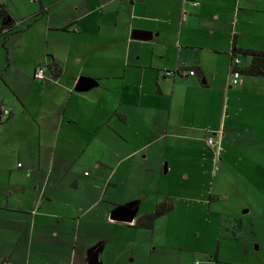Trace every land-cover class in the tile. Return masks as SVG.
Instances as JSON below:
<instances>
[{
	"label": "crops",
	"instance_id": "crops-1",
	"mask_svg": "<svg viewBox=\"0 0 264 264\" xmlns=\"http://www.w3.org/2000/svg\"><path fill=\"white\" fill-rule=\"evenodd\" d=\"M0 1L19 35L0 66V264H264V76L230 79L234 53L252 61L235 49L264 51V0ZM219 121L224 173L233 152L254 186L230 211L226 175L208 180ZM253 207L251 240L228 213Z\"/></svg>",
	"mask_w": 264,
	"mask_h": 264
},
{
	"label": "rangeland",
	"instance_id": "rangeland-1",
	"mask_svg": "<svg viewBox=\"0 0 264 264\" xmlns=\"http://www.w3.org/2000/svg\"><path fill=\"white\" fill-rule=\"evenodd\" d=\"M1 3H2V1H0V5H1ZM2 5L6 8V5L4 3H2ZM17 22L18 21L15 20V22H13L14 24L11 27H5L3 32L0 34V66L8 58L7 57L8 47H10L11 50H14L16 43L19 40V35L14 34L15 32L12 35H9L12 33V31L15 30V26H17L16 25ZM7 35H9V36L6 37ZM234 55L237 56V54H235V53H234ZM234 55H233V57H234ZM233 57H232V59H233ZM241 77L243 78V76H241ZM242 82H243V79H242ZM0 114H2V113L0 112ZM219 124H220V121H219ZM220 130H222V132H223V140H224L225 129H224L223 122L216 129H209V128L206 129V131H209L210 133H211V131L215 132V131H220ZM207 135H208V132L206 134V137L209 136V135L208 136ZM245 144H247V142ZM207 147L210 149L209 146H207ZM238 149L241 151V148L238 147ZM206 152H209V150H206ZM226 152H227V149L225 148V152L223 153V155H225ZM241 152L245 157H247V158L250 157L249 154H247L246 152H243V151H241ZM180 155H181V157H180L181 162L180 163L185 162V155L183 153H180ZM223 155H222V159H221L220 163H219V161H216L215 165L212 166V169L208 175V180H211V183L216 182L222 174L226 175L227 180L225 182H223L222 184L215 183V193L222 192V193L226 194V196H229V199H228V201L217 202L216 206L226 207L230 211L231 210L230 207H233L232 205L236 203L238 197L240 195H242V193L243 194H248V193L250 194L252 192L254 186L247 179L248 177H252L251 176V169L248 168L246 164L236 161V155L233 152H231L227 155V157L230 155L232 157L229 160V162L231 163V165L229 166V170H230L228 172L229 174H227V172L224 173V165H221V163L224 160ZM247 171H249L250 174H247L246 173ZM212 174L214 176H212ZM213 188H212L211 192H213ZM176 202H179V200L176 199ZM250 205L252 206L251 202H250ZM181 208H183V200L181 202ZM255 212L258 214V216H260L254 207H253L252 211L247 212V213H243V210L238 214H236L237 212L236 213H228V214H230L228 217V223L234 224V225H239L240 229H241V231H243L244 235L248 236L249 239H251V240H254L255 238L256 239L263 238V232L261 231L260 227L258 226V224H260V220L258 219V216L256 215ZM175 219H176L175 216L170 215L169 217L164 216L163 218H161L159 220L164 229L167 228L168 230L171 231L170 234H167V236L165 237L168 242H172L174 240V238H176V235H175L176 231L173 232V230L175 229V227H174ZM175 230H177V229H175ZM256 231L259 232V234L257 236H256Z\"/></svg>",
	"mask_w": 264,
	"mask_h": 264
},
{
	"label": "trees",
	"instance_id": "trees-1",
	"mask_svg": "<svg viewBox=\"0 0 264 264\" xmlns=\"http://www.w3.org/2000/svg\"><path fill=\"white\" fill-rule=\"evenodd\" d=\"M0 15L3 17L7 25L6 27H11V25L13 24L12 16L10 15V13H8L6 8L2 4L0 5ZM3 30L4 27L0 28V33H2ZM235 51H238L240 54L249 55L252 58L251 64L248 67L240 69L241 74L251 76H264V51L254 49H235ZM51 68L53 69L54 74H58L60 69L58 66L54 65ZM172 208L173 205L171 203H160L157 205L154 212L139 218L136 222V225L144 228H152L156 219L172 210Z\"/></svg>",
	"mask_w": 264,
	"mask_h": 264
},
{
	"label": "built area",
	"instance_id": "built-area-1",
	"mask_svg": "<svg viewBox=\"0 0 264 264\" xmlns=\"http://www.w3.org/2000/svg\"><path fill=\"white\" fill-rule=\"evenodd\" d=\"M193 4L195 6H199L201 3V0H192ZM241 60L238 56L234 55L231 65H230V79L232 85H240L242 83V74H241V67H240ZM47 67L44 65H40L36 68L34 72V77L36 79H45L47 77ZM171 72H167V74H170ZM190 74H195V71H190ZM0 112L4 116H8L11 111L9 108H7L5 105H0ZM207 145L212 150L215 160L219 161L222 157V154L225 151V147L223 144V132L215 131L209 134V136L206 139Z\"/></svg>",
	"mask_w": 264,
	"mask_h": 264
},
{
	"label": "water",
	"instance_id": "water-1",
	"mask_svg": "<svg viewBox=\"0 0 264 264\" xmlns=\"http://www.w3.org/2000/svg\"><path fill=\"white\" fill-rule=\"evenodd\" d=\"M90 86H91V81H89L87 79H82L77 84L76 90L77 91H84V90H87ZM132 217H133V215H131V217L128 220L131 221ZM97 253H98L97 250L92 252V255L90 258V264H97L98 263V257H97L98 254Z\"/></svg>",
	"mask_w": 264,
	"mask_h": 264
}]
</instances>
